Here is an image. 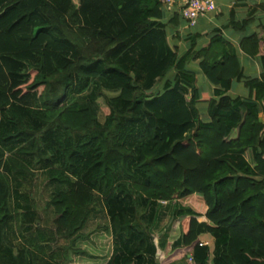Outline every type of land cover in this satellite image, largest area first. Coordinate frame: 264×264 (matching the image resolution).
I'll use <instances>...</instances> for the list:
<instances>
[{
    "label": "trees",
    "instance_id": "16d2710c",
    "mask_svg": "<svg viewBox=\"0 0 264 264\" xmlns=\"http://www.w3.org/2000/svg\"><path fill=\"white\" fill-rule=\"evenodd\" d=\"M171 17L160 0H0V264L97 262L101 233L105 264H160L168 214L182 235L161 264H264V73L247 77L221 31L181 50ZM240 48L264 56L257 35ZM26 182L50 194L49 218L34 196L13 204Z\"/></svg>",
    "mask_w": 264,
    "mask_h": 264
},
{
    "label": "crops",
    "instance_id": "0c3cea01",
    "mask_svg": "<svg viewBox=\"0 0 264 264\" xmlns=\"http://www.w3.org/2000/svg\"><path fill=\"white\" fill-rule=\"evenodd\" d=\"M217 10L209 13L208 15L199 19L194 27H191L183 18L180 19V26L173 30L170 28V36L178 33L181 39L175 40L181 50H187L191 44L185 42V38L188 35H200L198 41V47L205 48L209 45L210 40L214 32L221 31V34L238 50L239 58L244 68L247 77L253 79H261L264 73V56L257 59H252L245 55L240 48L243 39L257 35L264 42V0H214ZM167 13V21H169L172 15L178 10H168L164 8ZM180 13V12H179ZM181 14V13H180ZM242 23L250 20L249 25L244 31H236L231 27V20ZM190 68L197 73L199 91L201 93H207L210 96L214 95V91L217 89L207 82L205 77L200 71L199 63L195 62L190 65ZM233 97H240L242 100H247L249 92L246 89L244 82H236L230 92ZM204 120L206 117L207 106L202 105L200 107ZM198 222L201 224L206 223L205 217H199ZM171 231V232H170ZM165 243V248L158 247L157 262L162 263L165 258L170 256L173 251V244L181 237V220L177 221L172 230L168 231ZM160 240L163 238V234L159 235ZM201 243L209 246L212 251L215 249V241L210 235H203ZM157 244V243H156ZM165 253L164 260L160 259L159 255ZM162 261V262H161Z\"/></svg>",
    "mask_w": 264,
    "mask_h": 264
},
{
    "label": "rangeland",
    "instance_id": "374dc122",
    "mask_svg": "<svg viewBox=\"0 0 264 264\" xmlns=\"http://www.w3.org/2000/svg\"><path fill=\"white\" fill-rule=\"evenodd\" d=\"M102 105H104V103H102ZM102 119H103V117H102ZM37 181H38V179L35 180V181H33V184L36 183ZM31 184H32V182H31ZM30 192H32L30 183L29 182H26L24 184V186H22L21 188L18 189V195H16L15 192L13 191V195H14L13 196V198H14L13 204H15V202L17 200V196L20 197V199L18 200L17 203H20V205L22 207L20 209L22 210L23 207L30 206L29 204H31L32 203V200L35 199L36 202H37V205L39 207V210L41 211V215H43L46 218H49V215L46 214L45 211H42V210L45 209V203L50 199V194H48V193H46V191H44V186L43 185H40L39 188H36L33 191V193L30 194ZM33 196H34V199H33ZM14 206H16V205H13V207ZM25 210L26 209H23V211H21V212L22 213H27V211H25ZM36 220L37 219H33L32 221H30L31 222L30 224L33 225V227H36V224H37V221ZM176 222L177 221L172 222L171 214H168L167 217H166V219L161 224V228L163 229V232L165 231L164 228H167V227L170 230H172L173 229V226L176 224ZM95 225H96V223L93 226H95ZM14 226H15V224H14ZM13 229H14V231H17L16 228L13 227ZM165 233L166 234L168 233L167 230L164 232V234ZM25 234H26V232L22 233V235L20 234L21 236H19V235L16 236V238H18V236H19V238L16 240V242L18 244H20V243H22L24 241V237L23 236ZM160 234H163V233H161V230H158V231L154 232V240H155V242L157 244L159 243V240H160V238H159V235ZM94 238H95L94 239L95 242H93L94 243L93 245H96L97 246V244H99V245L102 246V250H100L99 254L102 255L101 258H103V259H101L100 261H97V262H92V263H89L88 260H87V262L86 261H82V260L81 261L78 260L77 262L75 261V263H77V264H87V263L88 264H93V263L94 264H103L104 262L105 263L107 262L108 258L112 254V238L110 237V235H107L105 233L98 234ZM95 243H97V244H95ZM126 246H127V244L124 245V247H126ZM36 252L38 254H41L38 251H36ZM58 253H59V251L57 250V247H54L53 250L47 251V253H46L47 255L46 256H45V254L42 255V256L45 259H47V260H51L52 258H55L56 259L57 258V255L56 254H58ZM158 253H161V252H158V249H157L156 256L158 255ZM164 257H166L165 253L159 255V261H160V259H162V261H163L164 260ZM56 263H58V262H56Z\"/></svg>",
    "mask_w": 264,
    "mask_h": 264
},
{
    "label": "built area",
    "instance_id": "2783aa9c",
    "mask_svg": "<svg viewBox=\"0 0 264 264\" xmlns=\"http://www.w3.org/2000/svg\"><path fill=\"white\" fill-rule=\"evenodd\" d=\"M168 10H178L183 19L194 27L200 18L217 10L214 0H160Z\"/></svg>",
    "mask_w": 264,
    "mask_h": 264
}]
</instances>
